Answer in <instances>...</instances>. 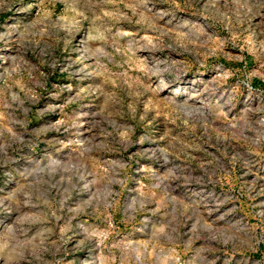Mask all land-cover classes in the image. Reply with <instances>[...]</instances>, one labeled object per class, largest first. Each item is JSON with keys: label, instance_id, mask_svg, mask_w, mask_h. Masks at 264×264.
Segmentation results:
<instances>
[{"label": "rangeland", "instance_id": "obj_1", "mask_svg": "<svg viewBox=\"0 0 264 264\" xmlns=\"http://www.w3.org/2000/svg\"><path fill=\"white\" fill-rule=\"evenodd\" d=\"M0 264H264V0H0Z\"/></svg>", "mask_w": 264, "mask_h": 264}]
</instances>
